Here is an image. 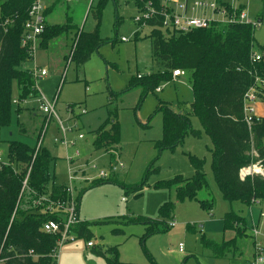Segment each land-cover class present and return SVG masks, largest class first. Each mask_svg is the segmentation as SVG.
<instances>
[{"label":"trees","instance_id":"obj_1","mask_svg":"<svg viewBox=\"0 0 264 264\" xmlns=\"http://www.w3.org/2000/svg\"><path fill=\"white\" fill-rule=\"evenodd\" d=\"M107 1L99 0L93 8L97 22L95 29L91 32L81 30L76 33L71 62L78 65L87 63L95 51L110 42L100 33L103 8ZM134 1L142 12L148 3L156 10L153 17L141 16L136 22L139 26L147 25L152 28L147 35L151 42L152 60L161 69L158 72L132 77L128 88L141 86L144 97L148 92L161 87L162 82L172 80L173 71H193L191 112H178L170 102L159 99L156 114L162 115L163 133L160 139L154 141L157 150L155 161L161 158L165 150L176 151L188 135L201 138L205 132L213 143L212 171L223 198L231 203L239 201L248 207L252 206L255 199L262 201L264 176L253 173L244 179L241 178V171L245 168L256 164L264 168V117H258L257 121L249 123L244 104L245 94L252 86H257L260 92L264 93V45L256 49L257 28L252 24L236 21L215 22L208 28L185 33L172 31L163 27L166 13L171 15V12L170 9H164L161 0ZM34 2L35 0H0V127L9 126L11 123L15 81L19 87V101L41 96L34 73L22 68V65L31 59L28 48L22 45V40L29 10ZM243 8L244 5L227 9V14L237 16ZM258 17H263V10L258 13ZM72 28L70 17L67 23H47L41 35L40 47L46 48L51 40L67 35ZM139 39L141 35L137 31L135 40ZM258 51L263 55L262 60H255L254 56ZM113 103L114 99H111L109 106ZM74 106L76 104H69L67 109L72 110ZM192 114L199 118L203 130L193 127ZM252 115L255 117L256 114ZM118 117V106H113L109 109L108 119L94 131V148L110 149L111 164L118 163L120 157L121 126ZM146 127H150V121ZM186 154L189 155L194 168L193 176L176 174L171 179L158 181L155 185L156 188L175 189L178 202L198 200L199 192L210 188L205 170L206 159ZM34 155L35 147L10 141L8 159L0 161V259L6 264H50L51 254L57 248L61 237L60 233L45 231L43 226L51 219L62 221L63 217L49 212V203L46 200L43 199L42 205L36 207L34 202L42 200L44 196L52 201H67L69 193L64 185L53 183L49 188V170L53 160L49 149L43 147L35 159ZM30 168L28 185L24 188ZM159 170V166L151 163L143 180L135 186L127 184L117 175L93 179L89 187L79 191L78 209L86 191L104 184H117L122 186L125 192L139 195L148 177ZM24 198L29 199L28 208L23 205ZM200 205L204 210L211 212L215 207V200H201ZM175 209L176 201L169 200L159 208L160 219L143 215L123 216L119 217V222L122 221V225H145V242L151 235L171 230L169 223L175 217ZM110 221L112 220L103 222ZM92 224L93 222L82 221L73 227L74 233L78 238L92 241ZM223 226L224 230L234 231L235 236L218 242L203 235L202 244L214 257L226 258L232 255V262L238 264L236 252L241 246L239 240L251 237L247 234V220L231 209L223 217ZM187 228L194 230L195 226L188 224ZM114 233H120V230L115 229ZM92 248L95 254L105 258L106 264H122L117 246L103 249L101 245H95ZM239 253L243 254L242 251ZM148 255L153 262L152 255ZM249 260L251 258H244V264Z\"/></svg>","mask_w":264,"mask_h":264},{"label":"rangeland","instance_id":"obj_2","mask_svg":"<svg viewBox=\"0 0 264 264\" xmlns=\"http://www.w3.org/2000/svg\"><path fill=\"white\" fill-rule=\"evenodd\" d=\"M48 1L51 0H44L45 3ZM98 1L59 0L58 2L57 0L48 10L50 13L47 14V21L50 24L66 23L67 17H70L73 28L67 35L51 40L46 48L39 47L38 68L48 70V75L37 76L36 85L41 97L27 98L21 103V106L39 109L43 98L52 101L57 96L59 116L75 129L69 132L68 139L73 140L79 132L85 134V138L76 140L75 144L67 147L61 144L51 147L53 160L50 163L49 188L54 182L58 185L67 182L68 167L78 171V176L83 175V180L77 187L79 191L81 188L89 187L92 179L99 178L101 170L109 171L110 149L96 150L94 148V131L108 119L109 109L118 106V119L121 126L119 164L107 178L117 175L127 184L135 186L143 180L151 163L154 162L160 170L148 177L139 195L133 192L127 193L122 186L111 183L86 191L80 203V218L83 221L93 222L91 231L96 246L101 245L103 249L117 246L122 264H236L231 260L232 255L226 258L214 257L212 252L203 246L202 236L205 235L218 242L233 238L234 231L224 230L223 226V217L231 209L246 218L249 226L247 234L251 236L252 226L260 221L264 199L263 204L248 207L239 201L231 203L223 198L212 171L213 143L205 132L201 138L188 135L183 145H180L176 151L165 150L161 158L155 161L157 150L154 141L160 139L163 133L162 115L156 114L159 99L170 102L178 112L184 114L191 112L193 71L185 70L182 77L162 82L161 91H150L144 97H142L141 86L128 88L132 77L158 72L161 69L152 60L151 42L147 37L152 28L147 25L139 26L136 22V19L141 17L147 9L143 12L139 10L134 0H108L103 8L100 33L110 42L95 51L91 59L83 65L70 61L76 33L81 30L91 32L96 27L93 8ZM179 1H187L189 8L194 7L196 1L207 4L216 2L218 9L221 10L244 5V11L249 18L257 19L258 13L262 10L264 18V0ZM199 12L209 18L222 17L221 12L214 11L211 7L199 9ZM137 31L140 32L141 39L136 41ZM123 37L127 40H122ZM255 39L258 50L264 45V24L257 28ZM27 67L32 69L33 62L28 61L22 65V68ZM87 86L90 91L86 89ZM18 95L19 87L15 81L13 99H16ZM111 99H114V103L109 106ZM69 104H76V106L69 111L67 109ZM257 104L261 108L264 107V93L260 92L256 102H252L254 107H257ZM18 108V105L13 102L10 125L0 127V151L4 161L8 159L10 141L23 142L31 146L36 143L33 127L37 125L36 128H38L43 121L39 112L36 124L23 125L30 136L21 132L19 124L26 123L27 116L26 113H19ZM81 108H86L87 112L79 116L77 113ZM258 109V115L256 113H254L255 117L251 115L250 122L257 121L258 117L259 119L264 117L262 115L264 112H258ZM28 111L32 115V110ZM149 121L150 127H146ZM191 121L194 128L203 130L196 115H191ZM56 127V122H53L47 142L56 135ZM186 153L206 159L205 170L210 188L199 192L198 200L178 202L175 189L156 188L155 185L158 181L171 179L176 174H183L185 177L193 176L194 168ZM55 160L58 162L57 167L54 164ZM257 166L260 170L264 169L260 165ZM254 173L262 175L258 171ZM211 199L215 200V207L209 212L201 207L200 201ZM28 200V198L23 200L25 208L29 207ZM169 200L176 201L174 217L176 225L171 227L169 232L151 235L144 242L145 225H122V221L119 222V217L123 216L143 215L160 219L159 208ZM105 220L112 221L103 222ZM188 224L194 225L195 229L189 230ZM259 228L264 232V220H261ZM115 229H119L120 233H114ZM239 241L241 246L236 252V258L238 264H244V258L250 259L253 255V242L248 236L240 238ZM181 243L184 251L180 250ZM240 251L243 252L242 255ZM57 253L56 264H106L104 257L98 256L93 248L87 247L85 238H77L65 243L58 248ZM148 253L152 255L153 262ZM0 264L6 263L1 261Z\"/></svg>","mask_w":264,"mask_h":264},{"label":"built area","instance_id":"obj_3","mask_svg":"<svg viewBox=\"0 0 264 264\" xmlns=\"http://www.w3.org/2000/svg\"><path fill=\"white\" fill-rule=\"evenodd\" d=\"M71 1V0H69ZM162 3V2H161ZM162 6L164 9H170L171 15L167 14L165 15L163 27L171 29L172 31L177 32H189L195 29H202V28H208L211 26L212 23L220 22V23H231V22H243L247 24H252L256 28L260 27L264 24V18L258 17L257 19H251L248 17V15L245 13L244 10L241 11V13L237 16L229 15L227 14V10H221L218 9V4L216 2L212 3H204L200 1H196L194 4V7L191 9H207L211 7L214 11L221 12L222 17H206L205 15H194L188 13L187 9L189 7L187 1L180 2L179 0H165V2L162 3ZM146 11L143 13V17L150 18L153 17L156 14V10L153 8V6L148 3L146 6ZM264 9V5H263ZM46 4L44 0H35L33 5L31 6L29 10V19L25 24V32L22 40V45L27 47L31 59L30 61L33 62L34 67L30 69L34 75L36 76H46L48 75L47 69H40L37 65V52L40 47V41H41V35L45 30L47 21H46ZM124 40H127L126 38H123ZM255 60H261L263 55L261 52H258L255 54ZM185 72L180 70L173 71V76H181ZM263 84V83H262ZM38 88V87H37ZM39 90V89H38ZM158 91L161 90V88L157 89ZM40 92V91H39ZM260 90L257 88V86H252L244 97V104L245 109L248 114V122L252 120V114L255 113V108L252 106V102H256L257 98L259 97ZM41 95V93H40ZM41 97V96H40ZM17 99H14L13 102L17 103ZM40 105V110L43 114V123L38 133L37 143L35 145V155L34 159L37 157V154L40 152V150L44 147L45 140L48 136V133L50 131V127L53 122H56V126L58 129V135L54 137V142L56 144L65 145L66 147L72 144L76 143V139L69 140L68 134L69 132H73L75 129L69 124H66L64 120L59 116L57 112V105H58V97L56 96L54 100L49 101L45 98L42 99ZM71 111V109L69 110ZM86 108H81L80 113L84 114L86 113ZM250 115V116H249ZM85 138V134L82 132H79L78 139ZM0 161H3V158L1 156L0 152ZM116 164H111V168L109 171L101 170L99 178H107L110 175L111 171H115L117 169ZM255 166V165H254ZM253 166L249 168H245L241 171V178L244 179L247 175L253 174L254 172H257L256 170L252 169ZM30 170L26 176V179L24 181V188L28 185V178L30 174ZM264 176V169L261 168L260 171H258ZM81 180L83 179L82 176H78V171L72 170L71 167L69 168V174H68V184L65 186L67 192L69 193V199L67 201H52L48 197L44 196L42 200L34 202V207L42 205L43 199L46 200L49 203V212L51 213H57L63 217L62 221L57 220H49L44 223V230L51 233H60L61 237L58 242V246L55 249V251L51 254L52 262L50 264H56L57 259V250L59 247L64 245L67 242H71L75 239H77V235L74 233L73 227L75 225L80 224L83 220H81L79 215V209H78V189L75 186L74 182L75 180ZM263 204V201L255 199L253 201V204L251 207ZM261 220H264V209H261L260 213V221L258 223H255L251 228V238L253 241V255L251 257V260H249L245 264H264V232H262L259 228ZM169 225L171 227H174L176 225L175 220H171ZM96 245L95 241H89L87 242V247L92 248ZM180 250L184 251V246L181 243L179 245ZM4 261L0 259V262Z\"/></svg>","mask_w":264,"mask_h":264},{"label":"crops","instance_id":"obj_4","mask_svg":"<svg viewBox=\"0 0 264 264\" xmlns=\"http://www.w3.org/2000/svg\"><path fill=\"white\" fill-rule=\"evenodd\" d=\"M57 0H51V1H48L47 3H45L46 4V7H47V9H50V8H52L53 6H54V4H55V2H56ZM68 1V0H67ZM58 2H59V0H58ZM241 6V5H240ZM235 7V6H234ZM243 10H244V8H243ZM187 11H188V13H190V14H194V15H201V14H199L200 12H199V9H191V8H189L188 7V9H187ZM50 13V12H49ZM67 15H68V13H67ZM67 19H68V17H67ZM138 19V18H137ZM46 21H47V15H46ZM68 21V20H67ZM47 23L48 24H50L48 21H47ZM67 23V22H66ZM62 24V23H61ZM123 38H125V37H123ZM122 38V40H124ZM39 51H40V49H38V52H37V59H38V54H39ZM41 65H42V63H41ZM43 66V65H42ZM26 69V68H25ZM27 69H31V68H28L27 67ZM45 69V68H44ZM184 75V74H183ZM183 75H181V76H176V77H173V78H180V77H182ZM159 88H161V87H159ZM86 89L88 90V91H90V88H89V86H87L86 87ZM161 90H162V88H161ZM160 90V91H161ZM158 91V90H157ZM19 98V95H18V97L16 98V99H18ZM27 100V99H26ZM24 101V100H23ZM21 103H22V101H19V99H18V102L17 103H15V104H17L18 105V111H19V113H21V114H23V113H26V116H27V122L26 123H20L22 126L20 127L21 128V132H25L26 134H28V131H26L25 129H24V127H23V125L25 124L26 126H31V124L32 123H37V121H36V117L38 116V113L40 114L39 116H41L42 118H43V114H42V111L40 110V106H39V109H37V108H35V107H26V106H21ZM255 108V113L258 115V113H257V109H258V112L260 111V112H264V107L263 108H261L260 106H258V104H257V107L255 106L254 107ZM28 110H32V115H30L29 114V111ZM77 115H81V113L79 112V113H77ZM263 116H264V114H262ZM27 123H29V124H27ZM42 123H43V121H42ZM42 123L40 124V126L38 127V128H36V126L37 125H35L34 127H33V130H34V132H33V134H34V136L36 137V143H37V138H38V133H39V130H40V128H41V126H42ZM20 124H19V126H20ZM56 129H57V127H56ZM36 131V132H35ZM33 134L31 135V136H33ZM79 134V133H78ZM29 135V134H28ZM56 135H58V129H57V133H56ZM56 135H54L53 137H52V139H51V141L50 142H47V138H46V140H45V144H44V147H46L47 149H49V151L51 152V154H52V148L53 147H57L59 144H56L55 142H54V137L56 136ZM30 136V135H29ZM48 137V136H47ZM74 139H76V140H79L78 139V135H77V137L76 138H74ZM36 143L32 146V147H35V145H36ZM31 146V145H30ZM53 146V147H52ZM52 147V148H51ZM1 152V151H0ZM54 164H55V167H57L58 165V162H57V160H55V162H54ZM68 174H69V167H68V171H67V176H68ZM96 179H98V178H96ZM82 180L83 179H81V180H79V179H77V180H75V182H74V184H75V186L76 187H78V184L79 183H81L82 182ZM93 180V179H92ZM55 183V182H54ZM68 184V179H67V182H65L64 184H62V185H64V186H66ZM58 185V184H57ZM79 189V188H78ZM81 189H83V188H81ZM80 189V190H81ZM78 192H79V190H78ZM79 215H80V209H79ZM259 221H257L256 223H258ZM252 254H253V252H252Z\"/></svg>","mask_w":264,"mask_h":264},{"label":"bare ground","instance_id":"obj_5","mask_svg":"<svg viewBox=\"0 0 264 264\" xmlns=\"http://www.w3.org/2000/svg\"><path fill=\"white\" fill-rule=\"evenodd\" d=\"M252 169H253V170H256V171H260V167H258L257 165L253 166Z\"/></svg>","mask_w":264,"mask_h":264}]
</instances>
